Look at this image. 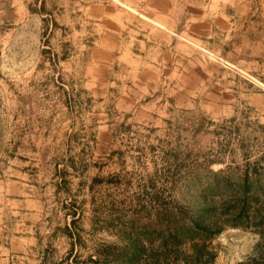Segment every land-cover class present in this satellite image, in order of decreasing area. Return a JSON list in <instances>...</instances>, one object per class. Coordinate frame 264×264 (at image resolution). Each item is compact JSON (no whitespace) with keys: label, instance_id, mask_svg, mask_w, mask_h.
Masks as SVG:
<instances>
[{"label":"rangeland","instance_id":"374dc122","mask_svg":"<svg viewBox=\"0 0 264 264\" xmlns=\"http://www.w3.org/2000/svg\"><path fill=\"white\" fill-rule=\"evenodd\" d=\"M189 4L225 25L142 88L95 52L127 3L0 0V264H264V0Z\"/></svg>","mask_w":264,"mask_h":264},{"label":"crops","instance_id":"0c3cea01","mask_svg":"<svg viewBox=\"0 0 264 264\" xmlns=\"http://www.w3.org/2000/svg\"><path fill=\"white\" fill-rule=\"evenodd\" d=\"M122 1L128 4L129 11L138 10L135 11L142 20L130 13L115 10L107 16L113 20V27L109 29V33L99 36L94 42L97 46L95 52L98 64L106 65L110 80L116 78L113 80L117 83V80H125V83L131 85L132 82H138L142 88L149 87L148 83L156 80L155 75L156 71H160L159 67L162 70L167 68L169 71L172 68L173 60L176 58L172 50L175 51L179 43L187 45L188 40L199 36L195 24L202 25V37L205 33L210 36L212 26L216 29L212 33L214 35L217 30H221L217 24L225 25V22L219 23L217 20L210 24L211 16L208 13L195 15L191 9L193 4H189L194 0ZM207 1L210 3L213 0ZM12 6L14 5L10 7ZM206 7H210L209 4ZM217 17L227 19L222 14H217ZM171 55V60H164L169 59ZM91 67L93 73H90V76L94 73L99 74L93 61Z\"/></svg>","mask_w":264,"mask_h":264},{"label":"trees","instance_id":"16d2710c","mask_svg":"<svg viewBox=\"0 0 264 264\" xmlns=\"http://www.w3.org/2000/svg\"><path fill=\"white\" fill-rule=\"evenodd\" d=\"M211 208H204L199 213H197L196 218L189 219L188 222L183 223L177 227H174L169 233V237L171 240H177L179 238H189V239H207L210 240L212 236L218 233V229H214L213 222L208 216ZM74 215H72L73 217ZM241 217V213H234L233 219L230 221L232 226H237L238 219ZM209 218V220H204ZM205 221L209 222V225H204ZM180 224V223H179ZM200 253L196 254L197 260H199ZM196 261V259H195Z\"/></svg>","mask_w":264,"mask_h":264}]
</instances>
